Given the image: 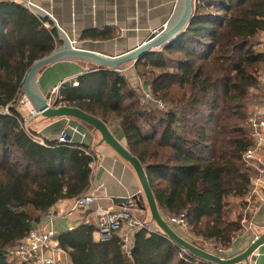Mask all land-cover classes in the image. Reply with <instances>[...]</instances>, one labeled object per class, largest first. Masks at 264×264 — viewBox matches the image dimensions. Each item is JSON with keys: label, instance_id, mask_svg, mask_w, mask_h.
<instances>
[{"label": "trees", "instance_id": "1", "mask_svg": "<svg viewBox=\"0 0 264 264\" xmlns=\"http://www.w3.org/2000/svg\"><path fill=\"white\" fill-rule=\"evenodd\" d=\"M263 35L264 0H194L184 32L135 63L139 87H131L124 73L96 65L77 78L78 85L59 90L60 103L119 126L120 137L145 168L164 218L185 213L193 235L188 240L209 251L229 249L244 219L251 220L247 210L255 169L245 153L255 143L249 120L256 105L250 109L247 100L262 84ZM61 45L49 17L0 0V108L10 110L0 115V264H34L12 259L7 249L48 210L78 199L91 186L89 146L41 144L18 111L30 68ZM140 86L172 107L156 111L155 100L143 101ZM234 198L244 199L240 212L232 210ZM95 231L82 222L57 233L72 264H218L185 252L163 232L134 233L128 254L118 236L97 240Z\"/></svg>", "mask_w": 264, "mask_h": 264}, {"label": "crops", "instance_id": "2", "mask_svg": "<svg viewBox=\"0 0 264 264\" xmlns=\"http://www.w3.org/2000/svg\"><path fill=\"white\" fill-rule=\"evenodd\" d=\"M54 18L56 24L66 33L72 44L80 49L90 50L102 55L119 56L141 45L157 28L171 21L178 11L180 0H34ZM50 18V17H49ZM51 19V18H50ZM55 25V23H54ZM56 26V25H55ZM57 27V26H56ZM60 35V32H59ZM264 45V35H263ZM261 51V50H260ZM96 66L95 63L80 59L63 60L44 67L36 76V85L45 95L60 87L64 81L77 80L79 76ZM133 62L121 68L131 87H139L140 79ZM264 85V84H263ZM264 95V90L261 88ZM264 103V102H263ZM259 103L256 111L264 106ZM21 102L18 106H20ZM23 107V106H22ZM28 108V107H26ZM19 111V109H18ZM22 116L23 113L19 111ZM28 117L29 112L25 113ZM112 133L126 145L120 137L117 124H108ZM30 127L45 140H58L67 131L71 142L86 144L94 157L92 179L88 193L98 197L92 209L97 207L131 206L145 207L140 201L143 191L134 168L114 149L102 141L100 133L92 126L71 117L49 119L40 116L31 119ZM120 198H128L130 204H123ZM77 199L60 201L52 207L58 215L51 227L56 233L73 229L82 222L89 223L94 214L76 207ZM234 198L233 202H243ZM136 202L141 203L137 205ZM241 206L235 208L240 212ZM141 215L144 214L141 211ZM254 232L264 233V201L255 202L250 212ZM183 237H192L187 229H179ZM252 232L243 230L234 240L226 253H240L252 242ZM59 258L64 264H72L66 253ZM235 264H264V242L250 257L248 262Z\"/></svg>", "mask_w": 264, "mask_h": 264}, {"label": "water", "instance_id": "3", "mask_svg": "<svg viewBox=\"0 0 264 264\" xmlns=\"http://www.w3.org/2000/svg\"><path fill=\"white\" fill-rule=\"evenodd\" d=\"M39 13L41 16L50 17L55 23L60 32V39L63 41V45L58 47V49L51 55L35 61L27 74L24 82V91L35 109L43 117L49 119L71 117L81 120L97 130L101 135L102 141L107 143L112 149H114V151H116V153L132 165L143 191V197L139 200H145L151 218L171 240L191 253L218 264H235L243 261L248 262L250 257L264 242V233L260 234L254 242H251L244 251L236 254L232 252L220 254L202 249L191 240L181 236L160 212L144 166L140 160L130 152L128 147L112 133L108 124L95 115L89 114L80 108L70 105H61L58 97L52 101V93L50 92L44 95L36 85L37 74L44 67L59 61L80 59L86 62L95 63L99 67L115 70L126 63H136L144 54L158 51L154 50L155 48L162 50L179 37V35L188 27L194 14V0H180L178 11L173 19L168 22L166 29L162 30L160 34L152 33L148 39L138 47L114 57L75 47L66 33L56 24V21L48 12L42 9ZM71 83L70 80L64 81L62 85L68 86ZM119 201L123 204H130L128 198H120ZM140 204L141 203H139V205Z\"/></svg>", "mask_w": 264, "mask_h": 264}, {"label": "built area", "instance_id": "4", "mask_svg": "<svg viewBox=\"0 0 264 264\" xmlns=\"http://www.w3.org/2000/svg\"><path fill=\"white\" fill-rule=\"evenodd\" d=\"M16 3L25 5L31 12L40 15L42 7L38 5L34 0H13ZM168 23L163 27L157 28L153 31L155 34H160L162 30L167 28ZM135 64V63H134ZM118 72L123 73V69H115ZM264 82V75L263 79ZM74 85H78L77 80H73ZM141 92L143 95V101L155 100L160 108L166 110V104L164 101L156 100L153 93L146 86H141ZM52 101L59 98V87L52 90ZM23 107H28L26 110L29 112L28 117H24L22 125L28 130V125L31 119L41 115L35 107L31 104L29 98L24 94L20 100ZM61 104V103H60ZM1 114H10L8 107L0 108ZM250 124L253 129V136L255 143L253 147L248 149L245 153L246 160L254 167L255 175L252 177V190L249 196L250 208L247 211H252L254 202L264 201V107L261 110H257L250 118ZM35 141L46 144V140L39 135V133L32 134ZM58 142L71 143V138L67 131H63L58 138ZM95 193H86L80 196L76 200V207L86 212L91 211L94 214V218L89 222L95 228V238L97 240H109L114 236H118L125 251L129 254L131 250V241L134 233L144 231L145 236H151L154 233L163 232L160 227L152 221H145L141 216L135 213V210L131 206H117V207H97L92 209L94 203L97 200ZM245 209V212H247ZM244 212V213H245ZM58 215L54 212L53 208L48 210L40 223L36 224L30 233L22 240H20L15 246L7 249L9 256L12 259H16L19 262H32L34 264H64L59 258L60 253H64L59 248V242L56 239V231L51 227L53 221ZM171 225H176L181 229H186L187 220L185 213H181L177 216H173L168 221ZM246 222V229L253 232L252 242L258 237L259 233L254 232L253 222L251 220ZM182 249L187 252L186 249ZM228 250V249H227ZM227 250L217 249L213 252L226 253Z\"/></svg>", "mask_w": 264, "mask_h": 264}, {"label": "rangeland", "instance_id": "5", "mask_svg": "<svg viewBox=\"0 0 264 264\" xmlns=\"http://www.w3.org/2000/svg\"><path fill=\"white\" fill-rule=\"evenodd\" d=\"M258 49L261 50V51H264V45H263V47H262V45H260ZM154 50H158V51H159V48H155ZM129 63H131V62H129ZM141 70H143V69L141 68ZM155 71H156V73H159L161 70H155ZM263 75H264V68H261L260 71L258 72V76H259L260 81H261V79H263ZM261 83H262V84H261V87L258 88L257 90H254V91L252 92L250 98L247 100V104L249 105V108H250V109H251V106H252L253 104H254V106H255V105L258 106L259 103H260V99H261V96H260V94H261V88L264 90V85H263L264 82L261 81ZM140 85H141V82H140ZM140 88H141V86H140ZM24 94H25V91H23V93H21L20 100H21V98H22V96H23ZM163 100L165 101L164 103L166 104V110H164L163 108H160V107L156 104V108H155L156 111L164 112V111L169 110V109L172 107V103H171V101L166 100V99H163ZM163 100H162V101H163ZM19 103H20V101H19ZM31 104H32V103H31ZM18 105H19V104H18ZM61 105H65V104H62V103H61ZM262 105L264 106V103H263ZM256 106H255V108H256ZM253 108H254V107H253ZM18 109H19V111H21V112L23 113V116H26L25 113H27V110H26L25 107H22V104H20V106H18ZM39 116H40V115H39ZM39 116H38V117H39ZM23 118H24V117H23ZM40 118H42V116H40ZM28 127H30V123H29ZM30 128H31V127H30ZM136 204L139 205L138 202H136ZM143 204H144L145 207H141L140 210L143 211L144 214H142L141 217H142L145 221H149V220L151 221V214L149 213V209H148V206H147V203L145 202V200H144ZM230 205L232 206V210L236 212L235 208H236L237 206H241V205H242V202H239L238 204H236V202H233V200H232V202H231ZM138 208H139V207H137V206L135 205V207H134L133 209L135 210V213H136L137 215L140 216V215H141V212H140V210H139ZM242 212H245V209H244ZM246 227H247V226H246ZM246 227H244V229H245V230H248V229H246ZM244 229H243V230H244ZM187 230H188V229H187ZM249 231H251V230H249ZM251 232H252V231H251ZM187 234H189V236H193V235H192V232H191L190 230H188ZM251 234H252L251 236H253V232H252ZM208 245H210L209 247L212 248V245H213V244L208 243ZM209 247H208V248H209ZM210 251H211V249H210Z\"/></svg>", "mask_w": 264, "mask_h": 264}]
</instances>
